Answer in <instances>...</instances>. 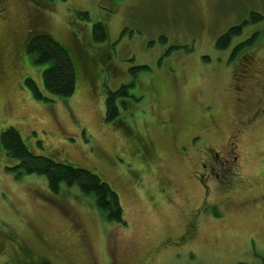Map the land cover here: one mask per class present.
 <instances>
[{
  "label": "rangeland",
  "instance_id": "1",
  "mask_svg": "<svg viewBox=\"0 0 264 264\" xmlns=\"http://www.w3.org/2000/svg\"><path fill=\"white\" fill-rule=\"evenodd\" d=\"M5 1L0 133L13 127L32 152L98 175L119 195L124 224L106 222L76 187L53 194L42 176H16L0 159V264L19 247L41 264V255L47 264H261L264 117L245 119L264 103V0ZM250 12L263 20L217 51L216 38ZM97 23L106 36L93 41ZM35 32L75 60L70 97L38 101L25 84L46 94V65L24 52ZM121 86L130 97L110 124L106 91ZM233 148L230 169L219 161Z\"/></svg>",
  "mask_w": 264,
  "mask_h": 264
},
{
  "label": "trees",
  "instance_id": "2",
  "mask_svg": "<svg viewBox=\"0 0 264 264\" xmlns=\"http://www.w3.org/2000/svg\"><path fill=\"white\" fill-rule=\"evenodd\" d=\"M85 15V14H83ZM263 17L259 13L250 12L247 20L239 25L228 28L218 36L214 42L217 51L227 50L233 40L241 35L244 27L256 25ZM259 32L253 33L245 41L236 44L231 50V59L239 52L251 48L259 40ZM105 27L101 23L95 24L92 32V40L105 39ZM24 52L32 57L35 65H46L42 71V84L46 92L44 94L31 79L27 78L25 84L30 88L33 98L38 101L47 102L51 98L66 99L75 92L76 87V63L66 48L42 32L33 33L27 40ZM88 65H90L88 63ZM147 69V67H141ZM130 97L127 88L121 86L116 91H106L104 99V120L106 122L119 123V110L126 108L125 98ZM0 159L5 169L20 175L42 176L47 184L48 190L56 194L62 187H76L81 195L90 197L94 207L101 213L104 220L115 225H123V208L119 195L105 181L91 170L74 167L66 161L55 160L52 157H44L32 152L24 143L20 133L13 127H8L0 133ZM47 264L48 260L41 255ZM43 258V259H42ZM50 261V260H49ZM47 262V263H46ZM4 264H41L30 252L19 247L17 252L9 256ZM245 264V263H239ZM264 264V258L261 261Z\"/></svg>",
  "mask_w": 264,
  "mask_h": 264
},
{
  "label": "flooded vegetation",
  "instance_id": "3",
  "mask_svg": "<svg viewBox=\"0 0 264 264\" xmlns=\"http://www.w3.org/2000/svg\"><path fill=\"white\" fill-rule=\"evenodd\" d=\"M6 1L5 0H0V5L4 4ZM0 10L2 11V6L0 7ZM248 78H244V77H241L240 79H236L237 81L239 82H243V80H247ZM238 101V99H237ZM260 106L257 107L256 109V113H254L251 117H248L246 120L247 123L251 122V121H254V120H257L259 118H262L264 117V103L262 104H259ZM263 119V118H262ZM138 145L143 153V155H145L147 152L146 150L149 152V150L151 151V148H150V145H148L147 143L145 144L144 142H141V141H138ZM208 145L204 146V150L200 151V154L202 155V159L206 160L207 162H209L211 159L212 160V164H209V168L212 169V166H213V161H217L218 162V156L216 155L215 156V159L211 157V153H212V150L208 149ZM229 156L230 157V160H223V161H219L220 164L222 166H224L225 164L230 168V169H233V166L232 164H235L236 160H237V153H236V150L235 148H233V151H230L229 152ZM203 168H205V164L203 166ZM227 169V167H224V171ZM199 182H201V184L203 183V179H202V176L200 177V179L198 178Z\"/></svg>",
  "mask_w": 264,
  "mask_h": 264
}]
</instances>
